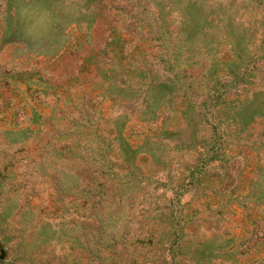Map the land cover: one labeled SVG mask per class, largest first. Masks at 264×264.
Returning <instances> with one entry per match:
<instances>
[{"label":"rangeland","instance_id":"obj_1","mask_svg":"<svg viewBox=\"0 0 264 264\" xmlns=\"http://www.w3.org/2000/svg\"><path fill=\"white\" fill-rule=\"evenodd\" d=\"M0 264H264V0H0Z\"/></svg>","mask_w":264,"mask_h":264}]
</instances>
